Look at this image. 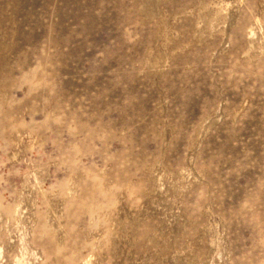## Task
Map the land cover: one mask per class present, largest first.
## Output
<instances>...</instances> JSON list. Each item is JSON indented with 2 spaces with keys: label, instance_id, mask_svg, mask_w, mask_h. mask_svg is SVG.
I'll return each mask as SVG.
<instances>
[{
  "label": "rangeland",
  "instance_id": "1",
  "mask_svg": "<svg viewBox=\"0 0 264 264\" xmlns=\"http://www.w3.org/2000/svg\"><path fill=\"white\" fill-rule=\"evenodd\" d=\"M264 264V0H0V264Z\"/></svg>",
  "mask_w": 264,
  "mask_h": 264
},
{
  "label": "bare ground",
  "instance_id": "2",
  "mask_svg": "<svg viewBox=\"0 0 264 264\" xmlns=\"http://www.w3.org/2000/svg\"><path fill=\"white\" fill-rule=\"evenodd\" d=\"M64 264H72V262L71 261H65Z\"/></svg>",
  "mask_w": 264,
  "mask_h": 264
}]
</instances>
